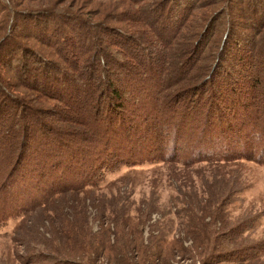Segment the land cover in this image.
<instances>
[{"label":"trees","instance_id":"16d2710c","mask_svg":"<svg viewBox=\"0 0 264 264\" xmlns=\"http://www.w3.org/2000/svg\"><path fill=\"white\" fill-rule=\"evenodd\" d=\"M130 1L138 10L121 13L129 14L132 25L147 19L143 7L150 3ZM153 1L152 16L145 21L150 28L144 30L111 25L104 18L91 21L79 12L62 13L40 27L46 17L39 15L35 23L34 10L11 4L9 14L1 15L0 28L9 21V30L20 38L33 35L38 47L24 44L29 59L16 67L20 46L0 33V224L37 206L45 213L41 209L52 195L89 192L108 172L142 158L185 167L200 154L216 159L214 152H221L264 163L259 31L237 35L233 22V32L225 31L209 47L200 66L198 43L178 44L194 3ZM221 101L228 102L232 114ZM213 142L223 150L209 149ZM185 148L189 156L179 154ZM210 226L203 227L204 239L213 233ZM253 251L220 248L216 261L244 263Z\"/></svg>","mask_w":264,"mask_h":264},{"label":"rangeland","instance_id":"374dc122","mask_svg":"<svg viewBox=\"0 0 264 264\" xmlns=\"http://www.w3.org/2000/svg\"><path fill=\"white\" fill-rule=\"evenodd\" d=\"M142 1L150 3L143 7L149 19L154 1ZM181 1H191L194 7L178 44L197 42L200 66L202 56L205 58L206 51L225 31L237 35L244 31L252 36L257 30V45L264 48V0ZM10 4L14 9L34 10L35 23L39 15L46 17L43 24L38 21L40 27L62 13L79 12L88 20L104 18L125 29L134 25L150 28L147 19L132 25L129 14L121 13L122 9L138 10L130 0H1L0 17L9 14ZM113 17L119 21L111 20ZM9 23L0 33L10 34L20 46L13 63L17 67L30 56L24 44L38 47V42L33 35L20 38L9 30ZM221 105L232 114L228 102L221 101ZM257 124H263L261 118ZM218 135L229 137L226 133ZM217 143H211L209 149L215 146L216 151H222ZM187 153H191L189 148L179 152L183 156ZM214 153L216 159L203 153L185 167L174 160L142 158L137 164L108 172L106 180L89 192H68L61 194L63 199L59 193L52 195L53 201L41 206L45 213L37 206L20 218L0 224V264H264V163ZM39 184L43 187L45 182ZM79 196L82 198L77 199ZM208 224L213 233L204 239L203 227ZM228 235L232 241H226ZM232 247L245 251L253 248L256 253L244 263L216 261L220 248Z\"/></svg>","mask_w":264,"mask_h":264}]
</instances>
